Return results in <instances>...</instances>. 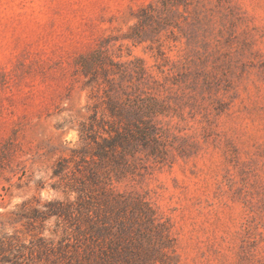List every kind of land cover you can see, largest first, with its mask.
Wrapping results in <instances>:
<instances>
[{"label": "rangeland", "instance_id": "374dc122", "mask_svg": "<svg viewBox=\"0 0 264 264\" xmlns=\"http://www.w3.org/2000/svg\"><path fill=\"white\" fill-rule=\"evenodd\" d=\"M128 97L163 139L109 186L154 213L130 264H264V0H0V239L68 235L22 204L76 199L53 166Z\"/></svg>", "mask_w": 264, "mask_h": 264}, {"label": "trees", "instance_id": "16d2710c", "mask_svg": "<svg viewBox=\"0 0 264 264\" xmlns=\"http://www.w3.org/2000/svg\"><path fill=\"white\" fill-rule=\"evenodd\" d=\"M80 61L83 70L91 72L89 59ZM140 74L144 75L143 70ZM148 99L145 103L146 99L128 97L117 103L108 98L103 111L107 120L101 122L98 109H94L88 124L84 122L80 129L85 145L52 168V177L64 183L66 191L75 193L76 199L36 202V207L22 204L21 216L29 224L53 217L68 235L56 248L42 240L40 246L28 248L13 236L2 237L0 264H37L42 257L47 264H130L139 257L136 251L141 241L134 226L141 217L152 219L154 213L141 197L114 193L109 186L144 163L136 158L137 153L151 149L146 156L160 157L159 149L163 151V139L149 119L159 108L154 98ZM30 209L32 217L26 216Z\"/></svg>", "mask_w": 264, "mask_h": 264}]
</instances>
